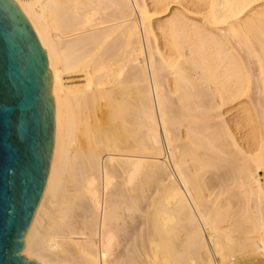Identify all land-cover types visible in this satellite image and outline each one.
I'll list each match as a JSON object with an SVG mask.
<instances>
[{"label": "bare ground", "instance_id": "obj_1", "mask_svg": "<svg viewBox=\"0 0 264 264\" xmlns=\"http://www.w3.org/2000/svg\"><path fill=\"white\" fill-rule=\"evenodd\" d=\"M13 1L56 104L22 254L264 264V0Z\"/></svg>", "mask_w": 264, "mask_h": 264}, {"label": "water", "instance_id": "obj_2", "mask_svg": "<svg viewBox=\"0 0 264 264\" xmlns=\"http://www.w3.org/2000/svg\"><path fill=\"white\" fill-rule=\"evenodd\" d=\"M47 53L13 0H0V264L22 254L47 186L56 104Z\"/></svg>", "mask_w": 264, "mask_h": 264}, {"label": "rangeland", "instance_id": "obj_3", "mask_svg": "<svg viewBox=\"0 0 264 264\" xmlns=\"http://www.w3.org/2000/svg\"><path fill=\"white\" fill-rule=\"evenodd\" d=\"M77 81H81V80H74V82H77ZM252 98H253V100L254 101H256V99L258 98V96H257V94L256 93H253L252 94ZM230 116V115H229ZM259 179H260V181L261 182H263L264 181V173L263 172H261L260 173V176H259ZM141 220H139V218H137V221L133 224V226H132V228H134L133 230L135 231V230H137L138 231V229H141V227H142V224H141ZM136 233V232H135ZM134 233V234H135ZM123 246V245H122Z\"/></svg>", "mask_w": 264, "mask_h": 264}]
</instances>
